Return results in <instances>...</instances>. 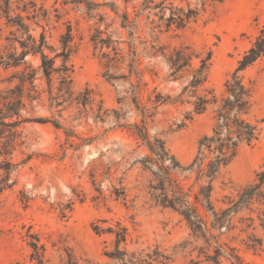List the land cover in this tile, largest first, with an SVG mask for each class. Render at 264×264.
I'll use <instances>...</instances> for the list:
<instances>
[{
    "label": "rangeland",
    "instance_id": "rangeland-1",
    "mask_svg": "<svg viewBox=\"0 0 264 264\" xmlns=\"http://www.w3.org/2000/svg\"><path fill=\"white\" fill-rule=\"evenodd\" d=\"M76 1L12 0L14 13L28 16L26 23L33 34L37 37L44 31L52 48L60 50V38L70 29L74 95L89 90L94 106L93 111L85 110L67 99L58 107L51 105L38 72V58L26 59L35 72L34 85L40 96L33 102L26 101L20 117L6 119L7 126L0 125V150L10 149L12 162L19 164L11 177L14 185L0 197V264H34L28 246L34 238L45 248L50 264H60L66 258L65 251L74 254L80 264H110L103 253L111 249L112 237L96 235L93 227L114 228L116 223L127 229L130 248L157 245L172 255L171 264H197V252H191L194 243L182 249L183 243L192 242L185 224L176 214L155 207L148 198L149 175L137 163L146 155L144 149L137 148L126 129L109 131L110 125L95 122L92 113L101 102L103 109L122 108L128 123L135 121L128 103L117 105L118 92L103 76L101 54L113 53L96 48L92 42L96 30L101 32V38L111 36L116 40L122 36L128 42L126 34L119 32V20L108 8H95L92 4L113 1L119 13L127 7L132 17L133 7L142 0H130L127 6L123 0H87L88 4ZM190 1L194 7L195 1ZM12 30L4 20L0 21V46L6 44ZM262 30L264 0H224L208 6L183 30L162 28L153 33V38L169 51L187 47L201 58L211 52L205 87L220 94L224 81ZM141 31L136 37L150 40V31ZM120 47L127 50L125 44ZM47 54L53 56L48 51ZM16 71L0 67V108L11 99L18 84ZM245 78L255 81L256 116L263 121L262 136L253 148L242 150L227 168L225 176L230 184L219 186L216 197L234 193L251 182L264 165V58L245 73ZM53 82L55 95L57 83L55 79ZM160 83L156 81L150 87L157 86L163 95L174 94L177 85ZM180 113L178 107L159 108L150 134L162 138L167 149L187 166L198 139L210 130L212 116L207 112L184 130L166 134L167 123ZM54 121L61 128H55ZM256 234L263 236L261 232ZM234 235L232 246L239 249L246 264H264V253H253L242 245L246 234Z\"/></svg>",
    "mask_w": 264,
    "mask_h": 264
},
{
    "label": "trees",
    "instance_id": "trees-1",
    "mask_svg": "<svg viewBox=\"0 0 264 264\" xmlns=\"http://www.w3.org/2000/svg\"><path fill=\"white\" fill-rule=\"evenodd\" d=\"M123 1L126 6L130 3V0ZM194 1L192 7L190 0H142L138 7H133L132 17L127 7L119 13L113 1L92 4L95 8H108L119 20V32L126 34L128 42L122 36L116 40L111 36L101 38V32L96 30L97 35L92 42L96 48L110 49L113 53L101 54L103 76L118 92L117 105L122 107L128 103L135 114V121L128 123L122 108L103 109L101 102L92 113L95 122L110 125L109 131L126 129L137 148L144 149L146 155L137 163L149 175L146 186L148 198L155 207L176 214L185 224L192 242L183 243L182 249L194 243L191 252H197L200 259L197 264H246L239 255V249L232 246V241L235 240V232L246 234V240H241L245 249L264 253V165L251 182L234 193L221 197H216V193L219 186L230 184L225 171L239 153L253 148L262 136L263 121L256 116L255 81L246 79L245 73L264 58V30L242 54L234 71L224 81L222 92L216 94L205 87L211 52L201 58L187 47L169 51L153 38V33L162 28L183 30L208 6L221 4L224 0ZM75 3L81 4L79 0ZM14 10L12 0H0V21L4 20L6 26L13 29L11 37L5 39L6 44L0 46V67L17 70L18 80L11 99L0 108V125L7 126L6 119L20 117L26 101L33 102L40 96L34 85L35 72L27 65L28 57L39 60L38 72L46 85L51 105L58 107L67 99L78 108L93 111L94 99L89 90L74 95L70 29L67 28L66 34L61 36V48L56 50L47 43L44 31L36 37L26 23L30 18L16 14ZM100 18L103 21V17ZM142 28L150 31V40L136 37ZM123 44L127 47L125 51L120 47ZM47 51L53 56L50 57ZM54 79L57 83L55 95ZM156 81L177 85L174 94L163 95L157 86L151 88L150 84ZM165 105L181 108L179 117L167 123L166 134L184 130L196 117L207 112L212 116V126L198 139L194 157L187 166L167 149L162 138L150 134L159 108ZM52 125L61 128L56 121ZM11 155L8 148L0 150V197L14 185L11 177L19 166L12 162ZM93 231L96 235L112 237L111 249L103 253L110 264L172 262V255L160 246L130 248L127 229L119 223L114 228L105 229L96 225ZM258 232L263 236L259 237ZM37 242L34 238L28 243L30 261L50 264L45 258V248ZM65 255L60 264H80L71 252L65 251Z\"/></svg>",
    "mask_w": 264,
    "mask_h": 264
},
{
    "label": "bare ground",
    "instance_id": "bare-ground-1",
    "mask_svg": "<svg viewBox=\"0 0 264 264\" xmlns=\"http://www.w3.org/2000/svg\"><path fill=\"white\" fill-rule=\"evenodd\" d=\"M246 3V2H245Z\"/></svg>",
    "mask_w": 264,
    "mask_h": 264
}]
</instances>
